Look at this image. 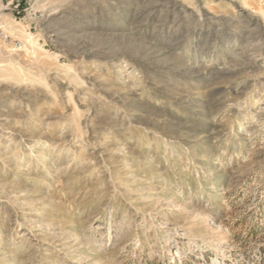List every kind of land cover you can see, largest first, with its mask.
<instances>
[{
    "label": "rangeland",
    "instance_id": "374dc122",
    "mask_svg": "<svg viewBox=\"0 0 264 264\" xmlns=\"http://www.w3.org/2000/svg\"><path fill=\"white\" fill-rule=\"evenodd\" d=\"M0 264H264V0H3Z\"/></svg>",
    "mask_w": 264,
    "mask_h": 264
},
{
    "label": "built area",
    "instance_id": "2783aa9c",
    "mask_svg": "<svg viewBox=\"0 0 264 264\" xmlns=\"http://www.w3.org/2000/svg\"><path fill=\"white\" fill-rule=\"evenodd\" d=\"M3 3V0H0V4ZM0 42L4 44H11L12 40L8 33L0 26Z\"/></svg>",
    "mask_w": 264,
    "mask_h": 264
}]
</instances>
